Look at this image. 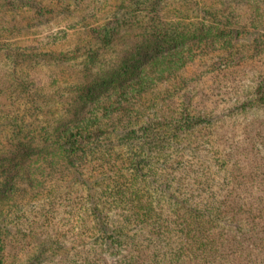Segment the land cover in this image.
Listing matches in <instances>:
<instances>
[{
  "label": "trees",
  "instance_id": "1",
  "mask_svg": "<svg viewBox=\"0 0 264 264\" xmlns=\"http://www.w3.org/2000/svg\"><path fill=\"white\" fill-rule=\"evenodd\" d=\"M134 1L107 7L119 17L86 24L87 0H28L37 27L75 22L71 49L36 38L0 45L15 66L68 73L74 96L59 119L40 117L30 92L20 112L0 109V264H264V180H252L264 172V147L218 158L203 133L221 113L198 109L192 90L215 71L186 77L205 58L192 43L222 40L216 17L225 15L213 26L194 22L190 8L187 20L166 13L182 12L185 0H141L147 16L121 17ZM257 1L243 35L264 31ZM252 95L230 112L264 109V73ZM57 199L64 215L49 220ZM35 218L39 231L27 227Z\"/></svg>",
  "mask_w": 264,
  "mask_h": 264
},
{
  "label": "rangeland",
  "instance_id": "2",
  "mask_svg": "<svg viewBox=\"0 0 264 264\" xmlns=\"http://www.w3.org/2000/svg\"><path fill=\"white\" fill-rule=\"evenodd\" d=\"M43 1L47 3V1L52 0ZM54 1L56 2L57 0ZM120 1L87 0L86 8L79 13V16H82L86 24L94 23L96 19L105 18L107 14L105 15L104 13L107 11L108 6L110 9L113 6H120ZM23 2L25 5L22 6V9L16 10L17 3L8 8L4 2L0 1V37L3 39L0 41V45L7 44L18 47L16 44L20 43L21 47H26L28 46L25 43L26 38H36V41L46 45L47 48L55 46L57 50L69 51L73 40H76L77 36L76 32H73L75 22L73 20H56L37 27L35 26L37 22L31 19L32 14L29 13L27 8L28 0H23ZM140 2L141 0H135L134 3L136 4H133L127 11L122 12L120 16L126 19L134 18V21H141V17L147 15L139 14L141 9ZM185 2H189V4H183L185 8H182V12L176 10L175 13L171 7L166 13L170 14L171 17L178 16V13H181L184 16L183 18H186V9L190 8L192 17H197L194 22L211 23L213 26L217 22L213 20L217 13L219 15L224 14L225 20L226 15L232 16L230 21L216 17L217 20H221L218 28L224 33L220 36L222 40L218 41L213 35L214 37L206 41L205 47L198 42L192 43L197 48L194 52L199 55H205V58L189 71L186 77L195 78L199 73L203 74L204 70L202 71V69L205 68L215 71L214 74L209 72V75L203 77L199 84L193 85L192 90L196 99V107L198 109L212 108L214 115L221 113L220 122L217 126L213 127L212 130L207 129L203 133L206 135V139L203 138V141L211 142L217 147L218 158L223 156L232 157L233 154L239 155L241 151H246L257 141L259 147H264V109L262 107H253L248 112H230V108L232 109L244 100L255 97L252 92L258 77L264 73V31L257 33V36L252 29L247 31V33H251L248 35H243L242 30H238L242 27L248 28L250 26L246 19L252 17V11L256 10L255 7L259 5L258 1L185 0ZM259 8H263V6H259ZM244 11L246 12L243 13ZM111 12L106 17H119L118 13L114 15L113 10ZM101 14L104 15L101 16ZM92 15H96V17L93 18ZM187 18L184 20H187ZM231 30H233V33L227 36L228 31ZM235 32L241 35L236 37ZM256 37H260L261 42L255 44ZM261 37L263 38L261 39ZM6 39H8L7 42H2ZM12 39L15 40L12 41ZM232 39L236 40L232 41ZM257 44L260 46L259 52L255 51V45ZM259 53L260 55L254 61H249L251 57H256ZM5 57L2 53L0 54V109L2 108L4 111L7 109L14 113L23 103L29 102L28 99L30 98L27 97V93L30 92V94L34 93L33 97L31 96L32 101L36 102L40 107L42 112V115L39 114L40 117L47 116L50 119L52 115L53 119H59L63 110L60 109L58 111V107L68 105L69 102H65L66 98L68 100L74 99L71 92V81L67 79L69 77L68 73L62 76L61 72L59 73L60 70L57 72L45 69L39 70L38 68H32L33 66H26L19 61L18 65L15 66L14 61L9 56ZM238 59H244V61L240 60L238 62ZM229 63L235 66L230 69L228 67ZM217 68L220 70H216ZM67 71L68 69L65 70V72ZM52 81H55L54 85H50ZM18 111L20 112L19 109ZM39 121H41L40 118ZM212 157L213 154L210 155V158ZM240 160L245 161L242 158ZM246 172H248V169H246ZM241 177L250 179L247 173H243ZM260 179L264 180V172L252 174V180ZM39 203L37 202L35 207ZM60 203L62 202L58 201V199L53 201V207L48 210L51 215L48 218L49 220H56L64 215V208H60ZM33 214L34 212L30 216ZM64 218L67 219V216L65 215ZM40 219L35 218V222L33 219V223H27V227L38 229L37 231H39L40 227L36 223L38 222L41 225L42 220ZM45 221L47 222V220ZM41 227L44 230L45 224Z\"/></svg>",
  "mask_w": 264,
  "mask_h": 264
}]
</instances>
